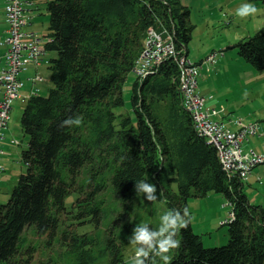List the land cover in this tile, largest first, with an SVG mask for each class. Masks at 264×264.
<instances>
[{"label":"trees","instance_id":"16d2710c","mask_svg":"<svg viewBox=\"0 0 264 264\" xmlns=\"http://www.w3.org/2000/svg\"><path fill=\"white\" fill-rule=\"evenodd\" d=\"M29 1L34 9L35 0ZM45 7L41 61L18 77L22 81L23 72L53 51L47 60L51 86L46 94L31 93L22 108L26 170L0 202V264L30 263L28 228L52 246L46 264H126L128 237L136 224L146 223L134 187L141 179L156 185L166 211L187 208L189 197L208 192L231 206L225 244L204 247L189 220L176 237L181 247L169 253L171 264H264V207L248 200L244 179L228 175L214 145L195 131L182 103L177 63L168 58L136 76L134 118L115 111L124 105L122 85L149 26L166 29L176 49L187 53L189 8L179 0H46ZM30 20L25 30L33 32ZM234 46L264 70V26ZM77 115L83 118L79 127H61ZM10 142L21 144L14 137ZM158 259L155 264H163Z\"/></svg>","mask_w":264,"mask_h":264},{"label":"rangeland","instance_id":"374dc122","mask_svg":"<svg viewBox=\"0 0 264 264\" xmlns=\"http://www.w3.org/2000/svg\"><path fill=\"white\" fill-rule=\"evenodd\" d=\"M45 1L35 0L34 9L28 7L31 20L27 29L43 39L49 20ZM179 1L190 11L189 22L193 29L185 55L192 63L199 66L197 85L200 94L205 97L204 107L207 109L221 108L223 116L220 119L232 129L235 126L229 119L241 118L245 122H258L261 135L248 136V139L241 143V147L245 152L253 150L256 154H264V70L252 67L249 62L237 54L234 46L240 39L252 36L264 26V3L259 0ZM244 3L256 5L257 14L246 18L237 17L235 9ZM2 6H4V0H0V20L3 19L7 27ZM211 54H215L214 62H205L204 60ZM53 55L55 56L53 51L45 52L44 62L39 66L44 77L43 80L37 81L38 93L41 95L46 94L51 86L47 60ZM0 63L4 65L3 62ZM135 78V73L130 71L122 85L124 105L115 110L128 113L132 118H134V113L131 106V92ZM15 111L13 110V113ZM20 136L21 133L15 135L19 139ZM21 147H24V142ZM13 160L16 165L12 170L5 171L4 182L0 188V202L2 203L9 198L18 176L26 170L25 165L18 162L19 155L18 158L13 155ZM243 191L251 203L264 207V162L253 166L250 174L244 178ZM66 203L69 205L70 198L66 199ZM136 204L146 223L153 228L158 227L160 216L166 211L161 197L157 194L156 200L147 201L143 194L137 193ZM187 209L192 230L201 236L204 247L220 246L227 242L228 231L225 221L229 217L231 206L223 195L208 192L204 196L189 197ZM25 232L26 238L34 247L29 264L49 262L53 255L52 246L50 248L49 245L44 244L45 236L33 234L30 228ZM134 250L132 245L127 249L126 264H132L131 257L134 255Z\"/></svg>","mask_w":264,"mask_h":264},{"label":"built area","instance_id":"2783aa9c","mask_svg":"<svg viewBox=\"0 0 264 264\" xmlns=\"http://www.w3.org/2000/svg\"><path fill=\"white\" fill-rule=\"evenodd\" d=\"M28 4H30L29 0H4L3 9L7 27L6 35L0 40V45L4 47L0 56V62L4 63L0 70V140L9 120L10 105L19 96L18 91L23 84L18 75L29 65L36 67L44 53L43 39L25 30L30 18L27 12ZM184 50L176 49L174 40L166 29L149 26L142 50L133 66V72L138 77H144L163 60L172 58L179 70L182 103L192 116L195 131L208 143L214 145L219 162L228 175H236L244 179L250 174L253 166L264 162V154H256L253 150L245 152L241 147V143L248 136L261 135L259 124L245 122L241 118L229 119L235 126L232 129L220 119L223 116L221 108H205V97L200 94L197 85L199 66L187 58L183 53ZM214 55H209L204 61L213 63ZM29 79L32 85H35L37 81L43 80V77L35 73ZM35 91L34 88L31 93ZM1 151L0 149V154ZM3 171L4 166L0 162V173ZM232 217L233 213L230 211L226 221Z\"/></svg>","mask_w":264,"mask_h":264},{"label":"clouds","instance_id":"9594fccd","mask_svg":"<svg viewBox=\"0 0 264 264\" xmlns=\"http://www.w3.org/2000/svg\"><path fill=\"white\" fill-rule=\"evenodd\" d=\"M256 5L244 3L235 9V15L246 18L257 14ZM83 118L79 115L68 117L61 122V127H79ZM136 193L143 194L147 201L157 199V187L145 179L135 182ZM189 212L185 207L181 209H169L160 216L158 227L153 228L148 223L136 224L128 237V243L134 246V255L131 257L132 264H155V258L159 257L163 264H171L172 257L169 255L173 250L181 247V240L177 235L182 229L187 228Z\"/></svg>","mask_w":264,"mask_h":264},{"label":"crops","instance_id":"0c3cea01","mask_svg":"<svg viewBox=\"0 0 264 264\" xmlns=\"http://www.w3.org/2000/svg\"><path fill=\"white\" fill-rule=\"evenodd\" d=\"M3 7L4 6H2V10H3ZM5 35H6V25L3 21V19H1L0 20V40ZM3 51H4V47L0 45V56L3 54ZM1 66H2V64L0 63V68H1ZM35 71H37L42 76L41 71H40V67H37L36 69L33 67H29L27 69V71H25L21 74V79L23 81V85L19 89V96L12 103V107L10 110V119H9L7 127L5 129V134H4L3 138H1V140H0V149L2 150L1 154H0V162L4 166V171L0 173V188L4 182L5 171L7 169L12 170L13 167L16 165L15 161L13 160V155H15L16 158H18V155H19L18 162L22 163L21 162V149L23 147H21V146H22V142H24V146H25L26 138L23 137L24 135H23L21 128H20V114L22 112L23 105L25 104V99H26L25 96L29 95V93H31L33 88L37 89V92H39V88L37 86L38 83H36L35 85H32V83L29 80V77H31L33 74H35ZM43 79H44V77H43ZM0 96H1V92H0ZM13 110H16V111L13 113ZM18 121H19V123H18ZM18 133L19 134L21 133V136H20L21 144L20 145H14L10 142V140L12 137L17 138V137H15V135H17Z\"/></svg>","mask_w":264,"mask_h":264}]
</instances>
